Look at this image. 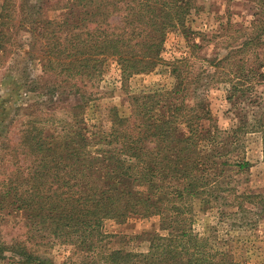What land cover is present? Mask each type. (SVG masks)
<instances>
[{"label":"trees","instance_id":"obj_1","mask_svg":"<svg viewBox=\"0 0 264 264\" xmlns=\"http://www.w3.org/2000/svg\"><path fill=\"white\" fill-rule=\"evenodd\" d=\"M201 9L198 0H3L0 69L14 61L9 69L17 77L6 80L37 100L0 113V261L49 264L41 251L59 244L81 254L75 264H242L227 245L193 229L197 212L215 211L231 229L264 221V192L240 189L250 169L239 153L247 127L225 135L205 124L212 119L206 102L214 86L228 82L233 107L251 103L264 61L238 58L261 46L258 31L195 70L191 59L206 37L188 22ZM180 30L190 51L167 64L173 87L129 92L128 80L160 67L168 36ZM24 51L28 61L18 63ZM111 60L127 106H113L105 122L90 125L86 108L101 96ZM36 62L42 75L32 77L26 72ZM74 98L66 117H57L55 103ZM251 130L261 134L264 154V119ZM133 218L159 220L160 232H147V251L108 247L106 223ZM13 221L24 239H6Z\"/></svg>","mask_w":264,"mask_h":264},{"label":"rangeland","instance_id":"obj_2","mask_svg":"<svg viewBox=\"0 0 264 264\" xmlns=\"http://www.w3.org/2000/svg\"><path fill=\"white\" fill-rule=\"evenodd\" d=\"M20 1L25 0H17ZM33 5V0H26ZM3 0H0V6ZM200 12L194 13L190 17L188 25L198 33H205L206 40L202 42V48L197 49L196 57H192L191 62L194 69L198 70L203 65V59H214L228 56L232 51L236 50L237 45L241 41L247 39L251 35H256L259 31L258 38L261 46L250 49L248 52H242L239 59H249L251 62L258 60L264 61V0H198ZM60 17L58 11L53 12L52 16ZM252 24L256 26L252 32ZM263 27V28H262ZM252 28V29H251ZM237 38L233 39L235 32ZM23 34V33H22ZM261 35V37H259ZM195 41L201 42V37L196 36ZM17 48H15V51ZM188 42L182 32L173 31L167 38L165 52L163 53L164 62L153 73L142 74L132 77L126 83L129 92L137 93L146 88L165 87L171 89L174 84V78L170 75V69L167 64L174 59L189 56ZM257 51V54L254 53ZM22 52L16 56L18 63L28 61L26 55ZM14 58V59H15ZM237 58V57H236ZM21 69H25L24 64L19 65ZM15 67V62L10 58L7 63L0 69V98L6 99V103L0 105V113L8 112V108L13 104L29 105L37 100L33 91H27L23 86L14 92V84L12 73L9 69ZM11 71V73H8ZM31 76H40L41 65L36 62L29 66L26 72ZM121 72L114 61L107 62L103 80L99 84L101 96L89 103L86 108L88 123L90 125L105 122L107 120L108 111L115 105H121V110H125L127 106L124 101L125 91L122 88ZM231 84L221 82L214 86L207 96L206 107L211 112V121H205V124L217 126L220 132L225 135L233 129H238L241 125H245L247 133L242 135V145L239 153H243L245 159L250 162V169L239 180H241L240 189H250L256 193L264 192V154L263 140L259 132L254 133L252 126L255 121L264 119V82L253 85L252 102H244L241 106L233 107V103L226 99ZM12 97L13 100L10 98ZM195 99L188 100L193 104ZM24 103V104H23ZM76 99L69 101L56 102L57 108L54 111L57 117H66L69 106L75 105ZM19 124H15L8 138L13 143L17 140V129ZM3 126L0 125V151L3 139ZM5 139V138H4ZM158 218L138 219L133 218L124 224H116L108 222L105 225V231L111 235L107 238L108 247L123 248L130 251L145 252L148 247L149 231L159 230ZM195 233L202 237H210L212 240L227 245L238 260L242 264H264V221H261L256 227H236L232 228L221 223L217 212H197L195 223L193 226ZM24 229L20 223L14 224L10 222L4 229L6 239L12 237H23ZM41 251L43 260L48 259L49 264H75L81 261V254L76 253L71 245H55L52 248ZM0 264H15L8 260L0 261Z\"/></svg>","mask_w":264,"mask_h":264}]
</instances>
